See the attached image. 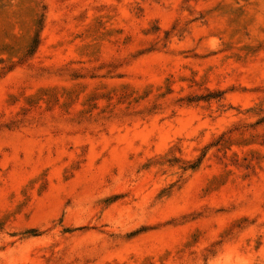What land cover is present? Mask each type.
<instances>
[{"label": "rangeland", "instance_id": "rangeland-1", "mask_svg": "<svg viewBox=\"0 0 264 264\" xmlns=\"http://www.w3.org/2000/svg\"><path fill=\"white\" fill-rule=\"evenodd\" d=\"M0 264H264V0H0Z\"/></svg>", "mask_w": 264, "mask_h": 264}]
</instances>
